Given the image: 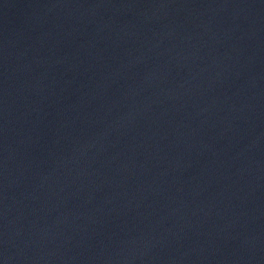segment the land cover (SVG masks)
<instances>
[{
    "label": "water",
    "instance_id": "1",
    "mask_svg": "<svg viewBox=\"0 0 264 264\" xmlns=\"http://www.w3.org/2000/svg\"><path fill=\"white\" fill-rule=\"evenodd\" d=\"M0 264H264V0H0Z\"/></svg>",
    "mask_w": 264,
    "mask_h": 264
}]
</instances>
